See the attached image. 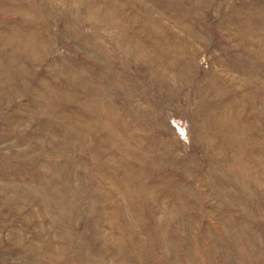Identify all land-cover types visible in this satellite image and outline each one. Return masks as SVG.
<instances>
[{
	"label": "rangeland",
	"instance_id": "obj_1",
	"mask_svg": "<svg viewBox=\"0 0 264 264\" xmlns=\"http://www.w3.org/2000/svg\"><path fill=\"white\" fill-rule=\"evenodd\" d=\"M0 264H264V0H0Z\"/></svg>",
	"mask_w": 264,
	"mask_h": 264
}]
</instances>
